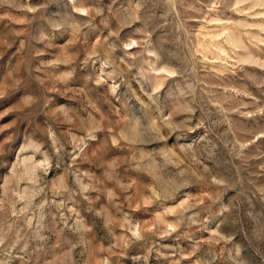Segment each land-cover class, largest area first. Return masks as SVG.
Instances as JSON below:
<instances>
[{
  "label": "rangeland",
  "instance_id": "1",
  "mask_svg": "<svg viewBox=\"0 0 264 264\" xmlns=\"http://www.w3.org/2000/svg\"><path fill=\"white\" fill-rule=\"evenodd\" d=\"M0 264H264V0H0Z\"/></svg>",
  "mask_w": 264,
  "mask_h": 264
}]
</instances>
